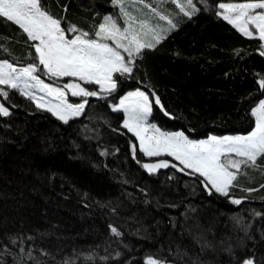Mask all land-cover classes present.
Returning <instances> with one entry per match:
<instances>
[{"label": "trees", "instance_id": "trees-1", "mask_svg": "<svg viewBox=\"0 0 264 264\" xmlns=\"http://www.w3.org/2000/svg\"><path fill=\"white\" fill-rule=\"evenodd\" d=\"M223 1L255 0H193L200 10L191 17L177 0H124L127 11L140 8L139 18L164 38L142 50L131 74H114L111 95L68 92L70 103H88L66 124L0 86L9 93L4 106L10 113L0 115V264H147L150 258L157 264H264V157L255 168L242 165L224 196L205 188L198 173L179 171L183 165L172 157L142 153L134 133L122 127L124 112L113 110L142 89L151 100L153 93L159 97L163 110L153 103L150 122L164 131L192 139L249 133L255 126L251 110L264 97V46L216 14ZM42 4L90 34L108 14L124 24L111 0ZM168 19L175 28L169 30ZM19 31L0 18V43L7 49L0 50V60L21 67L33 62L29 44L36 42L26 43ZM38 75L58 87L76 82L100 89ZM164 160L168 168L150 173L143 167ZM110 226L122 235H112Z\"/></svg>", "mask_w": 264, "mask_h": 264}, {"label": "snow or ice", "instance_id": "snow-or-ice-1", "mask_svg": "<svg viewBox=\"0 0 264 264\" xmlns=\"http://www.w3.org/2000/svg\"><path fill=\"white\" fill-rule=\"evenodd\" d=\"M111 3L125 18L126 26L122 28L117 23V19L112 14H108L102 17V22L95 25V30L90 34L66 22L64 17L56 18L51 15L42 4V0H0V18H3L4 22L18 26L19 34L26 35V43L36 42L29 44V47L35 50V55L31 56L32 63L16 67L7 59L0 60V86L16 90L18 94L35 101L37 108L47 107V111L52 112L65 124L68 123L69 118L81 115L88 103L86 99L77 104L69 103L66 99L68 92L73 97L82 98L97 97L101 93L111 95L117 90L114 74L120 77L131 74L135 59L140 56L142 50L153 48L164 38L160 30L148 25L147 21H137L136 17L125 9L124 0H111ZM197 3L206 5L207 0H197ZM178 7L188 17L200 10L193 0H186L184 4H178ZM215 7L218 9L217 15L222 16L229 24H233L244 35L252 36L253 32L258 30L259 38L264 40V0L218 3ZM64 11H67L66 6ZM160 18L165 19L163 16ZM62 22H65V27H61ZM167 23L170 26L169 30L176 27L171 19H168ZM137 24L139 31L135 27ZM249 24L253 26L252 31L249 30ZM145 28L152 34L151 41L141 39L142 36L147 35L144 32ZM73 33L76 35L72 36ZM90 35L93 38H90ZM69 36L72 38L69 39ZM106 41L114 43L109 44ZM0 50L7 51L2 43ZM122 53L126 54L128 59ZM38 73L53 79L75 77L85 84L99 85L100 89L89 90L76 82L54 87L45 83ZM260 83L264 87V80ZM6 88H0L2 116L10 114L9 109L4 106L9 95ZM37 91L44 93L50 99L46 103H41L44 97L38 96ZM153 96L154 99L150 100L148 94L137 90L121 98L119 106L114 107L113 110H123L127 113V119L123 121L122 127L134 133L139 139V149L146 156L174 157L180 165H183L179 171L185 172L188 169L191 170L188 172L189 175L198 173L204 178L201 181L204 187L211 186L209 191L214 189L215 192L228 196L233 181L241 171V166L255 168L257 159L264 157V99L251 110L252 116L255 117V126L247 135L211 136L207 140L193 141L182 132L165 134L154 125H147L153 103L163 110L159 97L154 93ZM132 148L135 152L136 146L133 145ZM169 166L170 162L166 160L143 165L150 173ZM171 166L176 167V165ZM261 187H264V184ZM233 203L239 204L241 201L234 200ZM110 232L115 237L122 235L113 226H110ZM11 242L16 241L13 239ZM86 259L91 260L92 257ZM147 264H157V261L150 258ZM241 264H253V260L245 259Z\"/></svg>", "mask_w": 264, "mask_h": 264}, {"label": "rangeland", "instance_id": "rangeland-1", "mask_svg": "<svg viewBox=\"0 0 264 264\" xmlns=\"http://www.w3.org/2000/svg\"><path fill=\"white\" fill-rule=\"evenodd\" d=\"M177 1H179V2H181V3H185L186 2V0H177ZM247 2H255V1H247ZM222 3H244V2H228V1H223ZM129 6H134V4L135 3H133V1H128V3H127ZM139 11L140 10V8H138V7H134V9L133 10H131V11H128L132 16H134V17H136V20L137 21H147V23H148V25H150L151 27H153V28H155V26H153L152 25V23H151V21L150 20H148V19H144V18H139V16H138V14L136 13V11ZM220 11H222V10H220ZM256 11H260V10H256ZM235 15V14H234ZM124 20H125V18H124ZM242 22V21H241ZM233 25V24H232ZM120 26L123 28V27H125L126 25H125V23L124 24H120ZM135 27H136V30L137 31H139L140 29H139V25L137 24V25H135ZM235 27V26H234ZM248 27H249V30L250 31H252V29H253V26L251 25V24H249L248 25ZM236 28V27H235ZM144 32L145 33H147V35H145V36H142L141 37V39L142 40H145V41H151V33H148V30H147V28H145L144 29ZM242 33V32H241ZM243 34V33H242ZM247 37H259V35H258V30L257 31H255V32H253V35L252 36H247ZM99 39V38H98ZM262 41V44H263V46H264V40H261ZM107 43H109V44H113L114 42H112V41H106ZM122 54H124V53H122ZM125 55V58L126 59H128L127 58V55L126 54H124ZM71 78H74V79H77L78 80V78H75V77H71ZM81 82H83V81H81ZM45 83H48V82H45ZM84 83V82H83ZM50 84V83H49ZM52 86H54V87H58V86H55V85H53V84H51ZM100 87V86H99ZM137 90H140V91H143V92H145L144 90H142V89H136V90H133V91H131V92H135V91H137ZM33 91H36V90H33ZM130 93V92H129ZM146 93V92H145ZM147 94V93H146ZM37 95L38 96H42V97H44V99L41 101V103H46L50 98L49 97H47L44 93H41V92H38L37 91ZM123 98V97H122ZM150 98V97H149ZM66 99H67V97H66ZM263 99H264V97H263ZM151 100V99H150ZM68 101V100H67ZM120 101V100H119ZM54 102V101H53ZM36 103V102H35ZM119 106V102H118V104H116V105H114V107H118ZM43 109H45V110H47V107H42ZM120 111H123V110H120ZM124 112V111H123ZM152 112H153V104H152V111H151V113L149 114V116H148V118H147V125H154V124H152L151 122H150V118H151V114H152ZM52 113V112H51ZM53 114V113H52ZM124 114H125V117H126V119H127V113L126 112H124ZM57 117V116H56ZM77 117V116H76ZM58 118V117H57ZM72 118H74V117H71V118H69V120L70 119H72ZM155 127H157L156 125H154ZM157 128H159V127H157ZM160 129V131L161 132H163V133H165V134H169V133H184L186 136H188L185 132H183V131H164V130H162L161 128H159ZM252 131V130H251ZM149 134H151V132L149 133ZM248 134V133H247ZM247 134H245V135H247ZM211 136H216V137H225V136H236V135H224V136H217V135H210V136H208V137H206V138H202V139H192V138H190L189 136H188V138L190 139V140H193V141H201V140H207L209 137H211ZM137 140H138V143H139V139L137 138ZM171 157V156H170ZM173 159H175L174 157H172ZM179 162V161H178ZM211 187V186H210ZM214 190V189H213ZM244 208H250L249 206H244ZM252 208H254V207H252Z\"/></svg>", "mask_w": 264, "mask_h": 264}]
</instances>
